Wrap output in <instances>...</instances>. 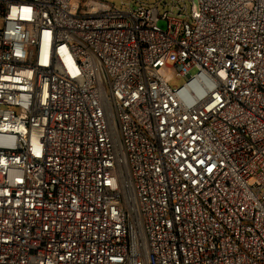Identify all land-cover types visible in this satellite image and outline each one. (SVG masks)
Segmentation results:
<instances>
[{"label":"built area","instance_id":"obj_1","mask_svg":"<svg viewBox=\"0 0 264 264\" xmlns=\"http://www.w3.org/2000/svg\"><path fill=\"white\" fill-rule=\"evenodd\" d=\"M0 264H264V0H0Z\"/></svg>","mask_w":264,"mask_h":264},{"label":"rangeland","instance_id":"obj_2","mask_svg":"<svg viewBox=\"0 0 264 264\" xmlns=\"http://www.w3.org/2000/svg\"><path fill=\"white\" fill-rule=\"evenodd\" d=\"M168 64L169 65H172L173 64V57H171L168 61ZM184 84V80L183 79H180V80H177V79H173L171 82H170V86H175V87H180Z\"/></svg>","mask_w":264,"mask_h":264}]
</instances>
